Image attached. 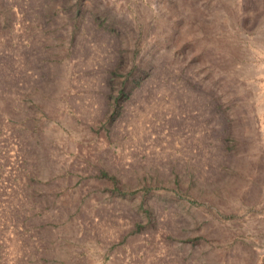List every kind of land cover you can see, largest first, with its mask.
<instances>
[{
  "label": "rangeland",
  "instance_id": "obj_1",
  "mask_svg": "<svg viewBox=\"0 0 264 264\" xmlns=\"http://www.w3.org/2000/svg\"><path fill=\"white\" fill-rule=\"evenodd\" d=\"M0 264H264V0H0Z\"/></svg>",
  "mask_w": 264,
  "mask_h": 264
}]
</instances>
